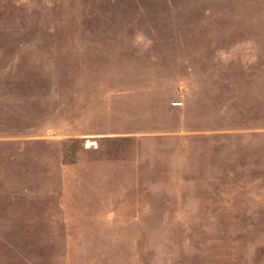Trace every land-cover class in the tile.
Instances as JSON below:
<instances>
[{"label":"rangeland","instance_id":"obj_1","mask_svg":"<svg viewBox=\"0 0 264 264\" xmlns=\"http://www.w3.org/2000/svg\"><path fill=\"white\" fill-rule=\"evenodd\" d=\"M0 264H264V0H0Z\"/></svg>","mask_w":264,"mask_h":264}]
</instances>
